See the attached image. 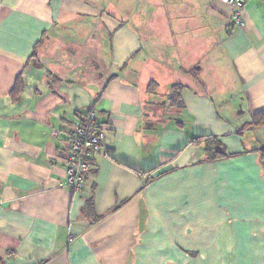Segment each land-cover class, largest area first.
I'll use <instances>...</instances> for the list:
<instances>
[{
  "label": "crops",
  "instance_id": "0c3cea01",
  "mask_svg": "<svg viewBox=\"0 0 264 264\" xmlns=\"http://www.w3.org/2000/svg\"><path fill=\"white\" fill-rule=\"evenodd\" d=\"M230 14L221 0H0L2 264H264V124L245 128L264 110V0L244 5V29ZM90 108L103 146L73 192L65 133ZM210 136L229 157L191 142Z\"/></svg>",
  "mask_w": 264,
  "mask_h": 264
},
{
  "label": "built area",
  "instance_id": "2783aa9c",
  "mask_svg": "<svg viewBox=\"0 0 264 264\" xmlns=\"http://www.w3.org/2000/svg\"><path fill=\"white\" fill-rule=\"evenodd\" d=\"M229 6L234 27L245 28L242 9L248 0H221ZM98 113L91 108L66 131L64 186L73 192L82 191L94 164L93 159L103 146L104 135L98 123Z\"/></svg>",
  "mask_w": 264,
  "mask_h": 264
},
{
  "label": "trees",
  "instance_id": "16d2710c",
  "mask_svg": "<svg viewBox=\"0 0 264 264\" xmlns=\"http://www.w3.org/2000/svg\"><path fill=\"white\" fill-rule=\"evenodd\" d=\"M20 88H22V82H21V78L19 77L18 82H17V89H20ZM182 90H183V87L178 84H175L171 87L170 93L167 99L169 107H172L175 109H180L182 107V98H181ZM262 124H264V110H261L255 113L252 116L251 121L245 125V128H256ZM191 142L193 144H200L202 142L204 143L203 151L208 160H218V159L227 158L230 156L225 152L224 145L220 142V140H218L215 137H211V136L207 138L197 137V138H194ZM259 155H260L261 161L264 163V148L259 150ZM0 264H2L1 259H0Z\"/></svg>",
  "mask_w": 264,
  "mask_h": 264
},
{
  "label": "rangeland",
  "instance_id": "374dc122",
  "mask_svg": "<svg viewBox=\"0 0 264 264\" xmlns=\"http://www.w3.org/2000/svg\"><path fill=\"white\" fill-rule=\"evenodd\" d=\"M161 92V91H160ZM215 92V90H211V91H209V94H213ZM162 93V92H161ZM157 106H159V105H157ZM161 107H159L161 110H162V108L165 106V105H160ZM168 107H169V104L167 105ZM163 111H161V113H162ZM150 114L152 115V119L155 121V120H157L159 117H160V115H157V110H153L152 109V112H150Z\"/></svg>",
  "mask_w": 264,
  "mask_h": 264
}]
</instances>
